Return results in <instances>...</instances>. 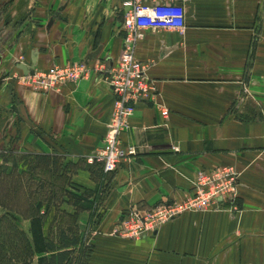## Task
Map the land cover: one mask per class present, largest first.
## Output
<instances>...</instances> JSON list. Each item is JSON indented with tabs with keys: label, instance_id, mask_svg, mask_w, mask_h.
Wrapping results in <instances>:
<instances>
[{
	"label": "crops",
	"instance_id": "crops-1",
	"mask_svg": "<svg viewBox=\"0 0 264 264\" xmlns=\"http://www.w3.org/2000/svg\"><path fill=\"white\" fill-rule=\"evenodd\" d=\"M121 1L49 0L48 14L36 13L40 33L31 45L12 42L11 73L0 49V90L8 88L13 107V117L0 125V146L10 139L19 154L72 163L101 146L113 106L107 72L122 48ZM179 1L182 32L143 30L133 44L154 87L120 134L121 147H133L135 155L109 176L97 173L96 180L107 182L97 181L96 191L77 202L71 221L50 215L56 209L74 214L66 200L39 211L44 238L56 243L59 230L75 236L84 264H264V0ZM31 62L39 74L77 62L86 71L57 91L34 92L16 78L22 74L16 66ZM219 167L238 174L236 211H184L136 240L110 235L128 209L181 203L199 171ZM86 173L82 166L68 174L78 187L64 190L79 195L91 180ZM87 203L100 211L94 229L86 226L88 209L81 204ZM20 228L27 235V220ZM83 231L88 234L80 236ZM47 256L33 254L28 264Z\"/></svg>",
	"mask_w": 264,
	"mask_h": 264
},
{
	"label": "built area",
	"instance_id": "built-area-1",
	"mask_svg": "<svg viewBox=\"0 0 264 264\" xmlns=\"http://www.w3.org/2000/svg\"><path fill=\"white\" fill-rule=\"evenodd\" d=\"M120 9L122 48L117 61L108 69L106 78L113 95L112 113L101 146L85 158L86 164L99 167L102 175L114 172L122 160L135 155L133 147H121L120 134L127 129V120L135 106L150 101L154 94V87L145 74V67L133 56L135 40L142 37L143 30H174L180 33L184 29V11L179 0H158L154 3H147L146 0H122ZM85 69L86 64L83 62L63 67L51 65L43 74H21L18 80L30 91L54 92L84 77ZM161 115L164 116L165 113L162 111ZM237 194L238 174L233 168L201 170L197 173L186 200L148 209L132 207L116 222L110 235L136 240L151 235L161 224L184 211H236L234 201Z\"/></svg>",
	"mask_w": 264,
	"mask_h": 264
},
{
	"label": "rangeland",
	"instance_id": "rangeland-1",
	"mask_svg": "<svg viewBox=\"0 0 264 264\" xmlns=\"http://www.w3.org/2000/svg\"><path fill=\"white\" fill-rule=\"evenodd\" d=\"M43 1L42 4H37L36 0H6L5 5L0 10V49L7 55L5 63L9 67L10 73L14 71L11 56L13 54V47H11V44L13 41L19 40L24 43L25 47H29L31 39L37 37L34 34L36 32L40 33V30L37 31L38 24L37 27L35 26L36 22L38 23L39 21L38 19L35 20L36 13L43 12L45 15L49 13L47 9L49 0ZM50 1H53L57 5L62 0ZM19 76L18 74L16 78L18 79ZM13 79L10 78V81ZM12 109L10 92L8 88H3L0 90V125L3 124L2 121L6 117L7 119L13 117ZM5 138H7V134ZM0 153H7L6 155L12 156L11 162L0 159V211H3L0 217L8 213L14 219L12 224L4 220L6 222L2 225V229H0L3 231L0 234V255H3L2 253L5 251L7 254L17 252L18 250L23 252L21 247L18 248L17 236L11 229H8V225L14 224L25 235L23 228L20 227L26 221L28 215H31L36 209L44 213L47 210V205L51 203H56L55 207H60L61 201L64 200L72 205L73 211H75L74 214L66 215V212H60V210L57 211L56 209L55 211H50V215L53 213L55 218L58 217L61 221H71L76 215L77 202L80 199H86L91 192L96 191L97 181L99 184L100 181L105 180L107 182L108 180L106 179L107 177L104 179L100 177V180H96L99 175L97 174L99 173L97 166H93L95 171L90 170L95 177L91 176L92 173H90L89 168L92 167L87 165L85 160L72 163L57 156H49L45 164H39V161L34 159L32 155L15 152L14 147L10 145V139L5 146H0ZM82 166L85 167L86 175L90 176L91 180L87 179L84 183L80 180L84 186L80 189L79 195L75 194L72 189L64 190L65 187H78L75 182L77 179H73L67 175L74 172L78 167L82 168ZM85 185L90 186L87 187ZM81 205L88 209L89 223L86 226L90 225L94 229L95 221L97 216L100 215V211L94 209V205L91 203ZM166 205L168 206V204ZM86 234H88V231H83L80 236H85Z\"/></svg>",
	"mask_w": 264,
	"mask_h": 264
},
{
	"label": "trees",
	"instance_id": "trees-1",
	"mask_svg": "<svg viewBox=\"0 0 264 264\" xmlns=\"http://www.w3.org/2000/svg\"><path fill=\"white\" fill-rule=\"evenodd\" d=\"M6 154L0 153V159L11 162L12 156ZM33 158L39 161V164H45L49 156L33 155ZM97 168L101 176L100 168ZM42 218V215L39 214V210L37 209L31 215H28L26 218L28 222L27 235H24L14 224L7 226L17 236L18 248L21 247L23 252L18 250L17 252L7 254L5 251L2 253L3 255H0V264H28L33 254L41 253H46L48 256L44 259V263L42 260H38L37 264H84L85 254L83 252L81 254L79 253L78 250L80 248L77 238L72 235L69 236L64 231L59 230L56 243L46 240L42 230ZM4 220L9 221L10 224L14 222L13 217L6 213L0 217V229H2V225L6 222Z\"/></svg>",
	"mask_w": 264,
	"mask_h": 264
},
{
	"label": "water",
	"instance_id": "water-1",
	"mask_svg": "<svg viewBox=\"0 0 264 264\" xmlns=\"http://www.w3.org/2000/svg\"><path fill=\"white\" fill-rule=\"evenodd\" d=\"M49 25L50 23H48L47 27H49ZM16 68L22 72V75H33V62H31L29 65L18 64ZM3 79L4 75H0V84L3 82Z\"/></svg>",
	"mask_w": 264,
	"mask_h": 264
}]
</instances>
